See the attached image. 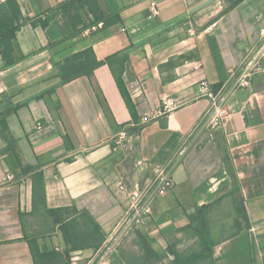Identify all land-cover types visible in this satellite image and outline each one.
<instances>
[{"label": "crops", "instance_id": "0c3cea01", "mask_svg": "<svg viewBox=\"0 0 264 264\" xmlns=\"http://www.w3.org/2000/svg\"><path fill=\"white\" fill-rule=\"evenodd\" d=\"M16 1L23 19L15 63L7 66L0 51V113L9 111L19 155L0 152V264H88L102 254L106 264H130L144 254L138 244L133 258L113 248L130 192L145 188L186 143L171 168L172 188L155 201L136 237L145 236L158 262L175 264L169 248L182 254L199 243L184 228L199 221L200 207L215 204L207 212L212 232L214 216H237L241 225L239 210L251 226L244 220L239 234L236 225L215 239L207 264H264V69L250 86L231 92L223 127L195 128L210 107L199 83L206 79L217 90L263 45L264 0H97L104 14L120 20L85 26L94 16L84 6L75 11L76 28L60 6L67 0ZM9 4L0 0V16ZM48 16L46 27L31 22ZM88 49L104 62L92 76L63 83L59 65ZM112 67H124L135 113ZM167 99L179 107L143 121ZM123 127L132 139L118 138ZM232 172L241 188L237 203ZM73 219L93 221L103 243L71 250L62 227Z\"/></svg>", "mask_w": 264, "mask_h": 264}, {"label": "trees", "instance_id": "16d2710c", "mask_svg": "<svg viewBox=\"0 0 264 264\" xmlns=\"http://www.w3.org/2000/svg\"><path fill=\"white\" fill-rule=\"evenodd\" d=\"M239 0L234 1V4ZM61 8L70 17L74 28L78 26L76 18L80 8L87 6L89 11L93 14L94 20L91 24H85V26H91L92 24H97L98 22H103L105 26L116 24L120 20L119 15H106L101 11V8L97 0H67L60 4ZM22 13L20 6L16 0H10L9 10L0 16V51L2 58L5 60L6 65L10 66L15 63V58L13 56L14 51V38L16 37V32L22 24ZM51 16H48L44 21L36 19L31 20L33 25L40 23L42 26H48ZM24 21V20H23ZM25 21H30L25 19ZM104 61L96 60L93 50L88 49L85 52H80L75 54L73 57L69 58L64 65H59L60 73L62 76V82H69L74 78H77L81 75L92 76L94 68L99 66ZM123 69L118 72L115 68L112 67L116 81L120 88V91L126 101V104L132 113H135V105L131 98L130 92L126 87V84L123 80ZM9 111L0 113V140L5 143L3 148H0L1 153H8L13 151L16 156L19 158V155L16 152V139L10 131V127L7 121V115ZM32 170L31 166H24V172L27 173ZM234 178L235 187L230 193V196L233 197L232 201L237 203L235 198V193L241 190L237 178L232 172ZM219 203V201H217ZM217 204V203H216ZM215 204L205 205L198 209L199 221L196 224L191 223L188 227L192 228L194 233L197 234L202 242V248L199 252L191 254L188 257H184L181 253L178 252L176 248L172 246L169 248V253L175 257V264H195L200 262L202 259L211 258L213 256L212 248L214 245L213 232L210 227L209 217L207 212L213 208ZM242 208V207H241ZM238 212L241 213L243 221L245 220L246 228H250V219L247 213L243 214L242 210ZM90 218V217H89ZM91 219V218H90ZM235 222L238 224L239 229L233 234H239L242 230V225L239 224V218L234 217ZM79 225V226H78ZM64 232L65 240L68 244L71 245V250H78L83 248H88L90 246L99 247L98 244L103 243L105 240L104 235L100 234L98 227L93 224V221L86 220L83 225L78 224V222L73 219L65 223L62 227ZM138 245L144 251V254L138 256L133 260H130V264H149L150 261L161 260L162 257L156 253L152 247L149 245L148 240L140 232H137ZM126 258V257H125ZM126 258V259H127Z\"/></svg>", "mask_w": 264, "mask_h": 264}, {"label": "built area", "instance_id": "2783aa9c", "mask_svg": "<svg viewBox=\"0 0 264 264\" xmlns=\"http://www.w3.org/2000/svg\"><path fill=\"white\" fill-rule=\"evenodd\" d=\"M152 13L154 15L158 14L156 3H153ZM260 52L261 51L258 50L250 53L246 57L241 70H232L228 80L217 90H215L211 83L206 79L199 83L201 94L210 99V107L197 123L195 127L196 130L216 129L223 127L226 124L230 116L228 99L231 92L242 87L250 86L252 78L264 69L260 63ZM178 107L179 103L175 100H164L160 107L146 115L143 118V121L148 122L150 119H157L174 111ZM133 137V135H129L128 129L125 127H123L118 134L119 139H132ZM187 149V143L183 144L164 165L156 168L154 175L151 177L145 188L134 189L130 192L129 206L126 208L124 217L114 234L115 243L127 236L131 230L139 229L148 223L150 217L154 213L155 201L162 195L166 194L173 186L171 175L173 164L178 158L186 153ZM102 255L103 257L97 262L95 260L88 264H106L107 260L105 255Z\"/></svg>", "mask_w": 264, "mask_h": 264}, {"label": "rangeland", "instance_id": "374dc122", "mask_svg": "<svg viewBox=\"0 0 264 264\" xmlns=\"http://www.w3.org/2000/svg\"><path fill=\"white\" fill-rule=\"evenodd\" d=\"M260 50V63L262 65V68H264L263 66V59H264V43L262 46H260L258 49H256V51ZM228 213H232V209H230L229 211H227ZM241 224H244L243 218L241 217ZM236 225L238 226V224L235 222V220L233 218H231L230 216L227 217L224 216H214L213 219V227H214V232H213V238L218 239V238H222L225 237L229 234H232L234 232L233 228L236 227ZM228 228H231V230H228ZM138 229H133L131 230V232L125 236L124 238L118 240L113 248L114 250L118 251L119 253L122 252L124 255L133 258L134 255L138 254L139 248L137 249V237H136V231ZM202 248V242L196 243L194 246L192 247H183L182 248V255L186 258L188 256H190L191 254L197 253L201 250ZM209 261V258L206 259H202L200 262L195 263V264H207ZM153 264H172L169 260H164L162 262H158L156 261Z\"/></svg>", "mask_w": 264, "mask_h": 264}]
</instances>
